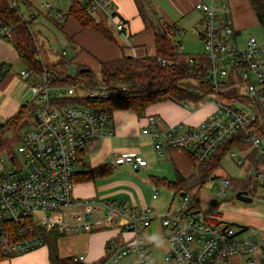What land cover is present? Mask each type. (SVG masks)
Here are the masks:
<instances>
[{
	"label": "built area",
	"instance_id": "obj_1",
	"mask_svg": "<svg viewBox=\"0 0 264 264\" xmlns=\"http://www.w3.org/2000/svg\"><path fill=\"white\" fill-rule=\"evenodd\" d=\"M28 1L9 0V6L20 13L18 4ZM79 1L89 14L104 15L116 31L125 29L124 18L110 0ZM229 2L197 0L194 4L202 15L200 36L203 54L208 60L206 78L214 87L196 103L210 101L214 111L196 126H187L182 121L163 125L160 116L151 115L142 133L152 137L157 153L165 148H182L191 152L195 165L204 163L225 141L241 133L257 156L238 159L237 163L244 166L247 178L264 187V127H259L264 120V37L248 36L242 44L238 43L234 21L226 13ZM42 5L54 6L50 1ZM56 16L63 19L65 14L57 10ZM21 17L22 21L28 22L22 14ZM15 29L14 22L0 19V44L9 41ZM159 61L163 65L171 63L164 58ZM8 68L7 62L0 58V79ZM20 74L24 78L34 77L30 102L36 106L29 117L33 122L20 133L16 152L0 151L3 154L0 170L5 167L6 156L11 163H16L15 168H4L5 173H0V253L13 256L41 246L44 244L42 233L46 230L76 233L95 228L102 221H114L135 232V236L116 249L111 258L115 260L128 251H135L140 264H150L151 259L144 252L139 236L141 227L150 222V207L129 209L113 201L79 198L73 193L78 180L76 161L80 151L85 150L94 136L112 134L109 129L112 111L77 99L106 98L109 96L107 88L90 89L83 84V92L79 93V87L54 83V75L49 69L36 75L24 68ZM230 89L236 94L221 95L222 90ZM222 96L234 100V104L223 102ZM236 102L243 105L236 107ZM179 103L186 106L195 102ZM228 152L235 155L232 149ZM17 154L23 156L27 164L23 172ZM114 157L117 163H130L134 168L147 164V160L136 152L115 153ZM219 181L222 193H225L230 186V177L223 176ZM152 197H156V192ZM36 211L41 212V218L34 217ZM53 212L57 214L53 215ZM158 217L164 230L162 238L168 247L165 259L172 264H215L232 255L246 256L250 263H264V232L255 239L246 235V229L241 226L210 220L198 209L190 190L184 191L182 196L178 194L176 202ZM83 258L82 255L74 256L75 260Z\"/></svg>",
	"mask_w": 264,
	"mask_h": 264
},
{
	"label": "crops",
	"instance_id": "obj_2",
	"mask_svg": "<svg viewBox=\"0 0 264 264\" xmlns=\"http://www.w3.org/2000/svg\"><path fill=\"white\" fill-rule=\"evenodd\" d=\"M45 1L52 2L55 7H44L42 4ZM196 1L142 0L146 14L142 15L135 0H110L118 14L125 20V29L122 32L116 31L104 15L94 14L91 16L96 22H100L109 29L111 38H108L100 30L92 26L81 27L78 21L72 16H64L63 19L58 18L56 16L57 10L65 14L72 2L71 0H68V5H66V0H40L38 6L35 8L30 7L33 5V2L29 0L25 4L28 12V17L25 18L29 22L30 31L39 51V58L44 64H46L43 59L44 54L39 49L38 43L40 40H48V43L52 47L50 40H54L56 44L59 43L63 46L61 52L65 50V55H67L68 49L72 51L70 61L77 69L78 67L86 68V70L90 69L98 75L102 62L116 60L122 56L141 57L154 54L156 24H166V26L175 25L176 30L174 29L173 34L180 33L184 29V27L179 25L180 23H183L184 26L193 24L191 29L201 38L197 25L199 23L202 25L203 22L201 13L194 8ZM64 7L66 10H64ZM191 11L196 13L197 17L190 21V18H188L190 14L188 15L187 13ZM31 14L33 17L30 16ZM32 26H34V31L38 33L37 35L34 33ZM237 41L240 44L244 42V40ZM176 43L178 44L177 52L179 53V59L185 60L190 54L185 53L184 46L179 40ZM0 58L9 65V68L0 79L1 123L16 114L24 104L30 102L32 97L30 88L34 77L31 75L26 78L21 76L20 71L26 68L24 65L18 72L12 70L13 63L17 60L20 61V59L11 41H5L0 44ZM47 58L48 55L45 59L49 60L50 63L57 61H55L53 55H50L49 59ZM213 111L214 105L212 102H210L206 111H202L200 109H187L183 104L173 100L152 103L143 112H136L130 108L114 110L112 112V123L109 127L112 134H99L94 136L88 142L84 154L81 155V159H77L76 161V168L78 163H81L84 167L80 170L77 169L78 171L105 165L111 166L112 169L109 173L96 175L93 178L78 179L73 187L74 195L79 198H97L103 201H113L129 209L150 207L151 217L149 224L155 219L159 220V214L171 203H175L176 197L179 194L175 193L173 187L168 186L166 182L175 180L179 173L184 177H189L195 172L196 167L189 159L188 151L182 148H165L160 154L157 153L154 149L152 137L142 133L143 128L148 124V117L151 115L160 116L163 125L182 121L187 126H196ZM250 151L249 149L246 156L248 158H250ZM121 152L140 153L147 160V164L144 167L135 168V170L139 171V168H142L143 172L147 174L148 179L145 176L143 178L144 185L148 188L163 186L167 189L166 192H162L159 195L157 190H154L156 197H152L154 192L151 196H144L141 190L135 189L128 191L112 188L110 185L111 180L109 179L114 174L116 168L115 164L108 158L110 154L114 157L115 153ZM159 158H163V163L170 162L171 175L169 169L166 171V167L163 166L165 164H159L161 163L159 162ZM246 180H249L250 187L253 191L249 194L254 197L255 187L258 183L254 182L251 178L246 177ZM211 181V178L208 179L204 182V185L206 183L211 185L213 183ZM232 189L235 193L234 188ZM247 190L249 192V189ZM207 210L209 212L203 214L212 221L229 222L233 220L256 224V226L251 227L245 224L229 222L245 228V234L251 235L252 238L259 239V236L264 232V214L247 211L250 213L251 218H224L219 215L216 210V204L214 203ZM148 225L141 227L139 236L144 246V252L148 253L151 259L150 264H172L170 260L165 259L168 247L162 236L160 237L161 239L159 238L162 242L158 243V239L152 238L151 240L147 239L148 243H144V233ZM253 231L255 233H252ZM57 233L60 235H75L73 238L75 245L73 253L62 254L58 243V254L61 257L82 255L84 257L82 262L85 264H140L139 257L135 251H128L115 260L111 258L116 249L124 246L135 236V232L125 229L124 226L116 224L114 221H102L97 224V227L81 232ZM0 264H51L48 245L43 244L21 254L4 256L0 258ZM215 264L258 263H250L247 257L243 255H232L225 261Z\"/></svg>",
	"mask_w": 264,
	"mask_h": 264
},
{
	"label": "trees",
	"instance_id": "obj_3",
	"mask_svg": "<svg viewBox=\"0 0 264 264\" xmlns=\"http://www.w3.org/2000/svg\"><path fill=\"white\" fill-rule=\"evenodd\" d=\"M135 1L142 15H144L145 10L142 0ZM248 1L256 20L264 29V0ZM65 16H72L81 27L92 26L111 38L109 29L100 22H96L79 0H72ZM0 19L16 24V29L9 41L13 43L17 50L22 64L32 73L41 75L43 70L49 69L54 75L53 82L56 84L70 83L75 87L84 84V87L87 86V88H92L94 85H103L107 88L109 96L106 98L82 97L77 99L88 105L107 107L112 112L123 108L143 112L148 105L159 101H192L196 103L201 101L206 93L214 90L213 85L206 78L208 60L203 53L190 55L185 60L179 59L178 44L172 37L174 29L176 30L175 25L156 24L154 54L141 57L122 56L116 60L102 62L99 73L101 78L98 80L92 70H83L82 67H78L74 75L66 73L70 60L66 59L62 53H60L53 66L44 64L39 58V51L35 45L28 22L22 21L18 9L15 10L9 6V0H0ZM159 58H164L171 63L163 65ZM221 87L224 89L225 84L222 83ZM234 94H236V91L231 89L222 90L221 92V95L226 97ZM35 106L34 103L27 102L16 114L0 123L1 152H13L12 143L18 142L20 139L18 128L24 120L34 114ZM259 127H264V120L259 124ZM243 142L245 140L241 137V133L232 136L208 160L199 165L193 163V155L188 151L189 159L196 167L195 172L189 177H184L179 173L175 180L166 183L168 186L173 187L175 193L190 190L191 188H188L192 183L194 184L191 186L198 185L201 187L205 181L211 178V174L217 169L222 157L235 145ZM83 154L84 150H81L78 160L81 159ZM249 156L252 159L257 156L256 150H251ZM256 161L254 160L255 164L258 163ZM111 169V166L105 165L78 171V179L93 178L96 175L109 173ZM230 186L234 188L235 192L239 189H249V193L253 192L249 180L230 177ZM59 236L60 234L54 230H46L42 233L44 244L48 245L51 264H85L82 260H75L74 255L59 256ZM3 257L0 253V258Z\"/></svg>",
	"mask_w": 264,
	"mask_h": 264
},
{
	"label": "rangeland",
	"instance_id": "obj_4",
	"mask_svg": "<svg viewBox=\"0 0 264 264\" xmlns=\"http://www.w3.org/2000/svg\"><path fill=\"white\" fill-rule=\"evenodd\" d=\"M33 2V5H31V8H35L38 6L40 0H30V2ZM55 1V0H54ZM66 5L69 4L68 0H66ZM228 7V10L226 13L232 17L234 21V32L236 34V38L239 41H243V39L247 38L248 36H255L258 39H263L264 37V29L261 27V25L258 23L256 20L254 13L249 5L248 0H230L229 3L226 4ZM20 13L24 17H28V12H27V7L25 4L21 3L18 4ZM55 7V5H54ZM64 10L66 8L64 7ZM190 18V21L193 18L197 17V14L194 13L193 11L187 13ZM198 23V22H197ZM36 25V24H35ZM34 25V26H35ZM181 27H184V29L179 33L173 34V40L177 42L179 40L180 43L183 44L184 46V51L187 54L190 55H196V54H201L203 53V44L201 41V38L191 29L192 25L189 26H184L183 23L179 24ZM34 26H32L33 31H34ZM198 30H202L203 28V23L202 25L199 23L197 25ZM236 29V30H235ZM34 33L37 35L38 33L34 31ZM39 41V40H38ZM50 44L48 43V40H40L38 43L39 49L43 52L44 54V62L46 65H51L53 66V63H50L49 60H46L45 57L48 55H53L55 61L58 59L61 50L63 49V46L59 43H55L54 40H50ZM36 45V44H35ZM37 46V45H36ZM43 46V50H42ZM58 52V54H57ZM72 51L68 49L67 55H63L66 59L71 60L72 58ZM11 54V52H9ZM23 67V64L20 61H15L12 65V70L14 72H18L21 70L20 68ZM77 70V67L72 65V62L67 65L66 68V73L74 75ZM98 80L101 78L100 75H96ZM74 82V81H73ZM76 83V81H75ZM78 83V82H77ZM70 84V83H67ZM82 86V85H81ZM78 88V92L82 93L83 88L82 87ZM99 86L103 85H94L90 89H95ZM86 87V86H85ZM242 89L243 86L240 85ZM87 88V87H86ZM29 100V99H28ZM221 100L227 104H234V100L226 97H221ZM235 104L236 107H241L243 105L242 102H236ZM210 105V102L204 101V103H193V104H187L186 108L191 109V110H202L206 111V108H208ZM208 106V107H206ZM205 107V108H204ZM203 108V109H202ZM22 116V114H21ZM33 122L31 118H28L24 120V122L19 126L18 132L22 133L28 126ZM7 134V133H6ZM6 136V135H5ZM18 142H13L12 143V150L16 152ZM251 143L250 142H243L240 143L232 148V151L235 152V155H231L230 152H227L219 162L217 169L211 174V180L213 183L209 185V183H206L204 186L199 187L198 185L191 186L192 184L189 185V188H191L190 194L193 196L197 202V207L200 209V211L204 214H207L209 212L207 209L208 207H211L212 204H216V210L221 215L222 217H236V218H251L250 213L247 211H254L257 213L264 214V188L263 186L257 184L256 189H255V196L253 197L251 202H243L241 200H238L235 198V193L232 189V187H227L225 189V193H222V186L220 184L219 178L223 176H230L242 180H246V174H245V169L243 166L239 165L237 163L238 159H243L244 157L247 156L248 150L250 148ZM3 156L2 153H0V157ZM113 164H115L116 170L114 171V174L112 177L109 179L111 180V187L116 188V189H125V190H141L144 196H151V194L154 192V190L160 193L166 192V188L163 186H157L156 187H151L148 188L145 186V182L143 180L144 176L148 179V176L146 173L143 172L142 168H139L140 170H135V168L132 166L130 163H117L115 161V157H113L112 154H110L108 158ZM161 163L159 164H165L163 166L166 167V171L170 172V175L172 173L171 170V164L169 163H163V158H159ZM17 161L19 162L20 165H22L23 170L22 172L27 169V164L25 163V159L23 156L20 154H17ZM157 164V165H159ZM155 165V166H157ZM11 167H16V163H11L10 160H8V157L6 156V162H5V167H3L2 170H0V173H5V169L8 170ZM83 169V165L81 163H78L77 169ZM163 168V167H162ZM119 169V171H117ZM169 176V175H168ZM211 181V182H212ZM201 205V206H199ZM252 213V212H251ZM57 214L56 212H53V215ZM34 217L36 218H41V212L36 211L34 213ZM225 222V221H223ZM229 222H234L236 224H245L249 226H256L254 223H244V222H238V221H233L230 220ZM264 226V224H263ZM146 230L144 233V243H148V240H151L152 238L158 239V243L162 242L160 241V237L162 236L164 230L160 224V221L155 219L151 224L146 226ZM75 235H60L58 238V243L60 247V252L62 254L66 253H73L74 249V242L73 238ZM160 238V239H159ZM151 242V241H150ZM151 244V243H149ZM162 244V243H161Z\"/></svg>",
	"mask_w": 264,
	"mask_h": 264
},
{
	"label": "water",
	"instance_id": "obj_5",
	"mask_svg": "<svg viewBox=\"0 0 264 264\" xmlns=\"http://www.w3.org/2000/svg\"><path fill=\"white\" fill-rule=\"evenodd\" d=\"M83 70H86V68H84ZM51 79H53V77H51ZM184 195V191L179 192V196ZM235 198L238 200H241L243 202H251L253 197L249 194L247 189H239L235 192Z\"/></svg>",
	"mask_w": 264,
	"mask_h": 264
}]
</instances>
